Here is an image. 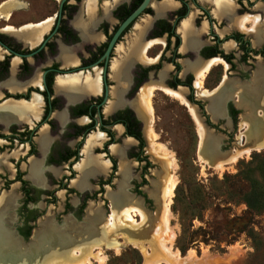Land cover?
<instances>
[{
    "label": "flooded vegetation",
    "instance_id": "flooded-vegetation-1",
    "mask_svg": "<svg viewBox=\"0 0 264 264\" xmlns=\"http://www.w3.org/2000/svg\"><path fill=\"white\" fill-rule=\"evenodd\" d=\"M224 2L0 0V213L15 245L29 247L45 221L67 224L70 249H107L117 234L130 244L151 241L166 176L158 148L148 143L157 137L154 98L170 97L161 88L180 91L187 105L170 98L191 118L188 106L194 109L221 151L217 133L232 138L238 120L264 119V103H256L264 96V0ZM239 18L249 20L244 31ZM208 65L198 89L195 76ZM149 87L151 114L142 104ZM220 98L214 115L210 107ZM96 134L103 140L87 148ZM115 195L123 198L117 212L140 209L144 222L133 215L110 233ZM91 207L96 231L109 236H85Z\"/></svg>",
    "mask_w": 264,
    "mask_h": 264
},
{
    "label": "rangeland",
    "instance_id": "rangeland-1",
    "mask_svg": "<svg viewBox=\"0 0 264 264\" xmlns=\"http://www.w3.org/2000/svg\"><path fill=\"white\" fill-rule=\"evenodd\" d=\"M154 100L157 137L148 143L155 149L163 146L173 154L175 161V166L170 167L169 159L159 158V165H156L166 172L164 186L171 176L176 181L168 206L167 229L164 231L162 220L164 198L156 228L147 244H130L124 234H117V251L107 245L109 250L84 248L85 256L83 254L81 259H60L52 255L53 261L76 264L88 257L91 264H174L161 249L163 245L169 246L170 240L169 248L179 257L177 264H264V148L252 149L248 154L244 151L253 147L256 131L247 130L248 125L244 126L238 120V134L232 138L217 133L224 137L222 155L218 153V137L212 136L218 143V156L235 151L241 153L233 163L226 164L221 170L215 169L204 164L199 157V138L188 111L176 100L159 92ZM256 122L248 120L250 125ZM241 127L246 128L245 137L239 134ZM245 142L251 146L245 147ZM151 160L155 162L152 157ZM89 209L94 210L92 207ZM41 224V229L34 235L52 225L48 221ZM89 226L87 220L82 231L85 232ZM56 229L65 238L73 239L67 231L70 229L67 224ZM108 231L111 233L113 229ZM33 241L29 247L33 244L36 249V240ZM98 252L103 257L101 263L95 262ZM147 256L149 259L145 261Z\"/></svg>",
    "mask_w": 264,
    "mask_h": 264
},
{
    "label": "bare ground",
    "instance_id": "bare-ground-1",
    "mask_svg": "<svg viewBox=\"0 0 264 264\" xmlns=\"http://www.w3.org/2000/svg\"><path fill=\"white\" fill-rule=\"evenodd\" d=\"M215 1L217 3L216 4L217 7H227L228 6V4H226V2H224V0H215ZM10 6H11V4L5 3V5L2 8H3V10H5L7 12V10L9 9ZM242 19H245V18H242ZM237 20H235V21H237ZM248 21L249 20H240V18H239V21H237L238 22V26L244 31V29H245L244 28V24L246 22H248ZM257 22H258L257 19L256 20H254V19L251 20V23L253 24V26L251 28V31L254 32V35H255V38H256L255 39L256 42L259 41V36H258L259 32L257 34V31H258L257 30ZM158 43H160V42H158ZM211 63H213V62H211ZM115 66H116V64H115ZM209 66L210 65L206 66V68H204V70H202V71L199 72L198 76H195V78L197 77L196 78L197 80H195L196 82L194 84H195V86L198 89L201 88L202 79L204 78L205 73L207 72ZM259 79H261L260 76L256 79V81H258ZM151 86H153V85H151ZM256 88H259V87L254 86V90L255 91H256ZM161 89L168 96H170V97H172V98L180 101L184 105H187L185 103V100L183 99L182 94L180 93V91H171V90H168V89H165V88H161ZM152 91H153V89L151 87H149L146 90V93L144 94V96L142 98V101L143 102L141 101L142 104H144L145 107L147 108V110L149 111V114H151V112H152L151 106H150V95H152ZM205 92L202 91L201 94L202 95H205L206 94ZM238 93H236V94H238ZM139 99H140V97H139ZM221 103H222V98L217 99V101H215L211 105L210 109L212 110V112H214V115L215 114H218L221 111L220 110ZM240 103H242V100H240ZM256 103H258V104L264 103V96L261 97V95H258V98L256 99ZM188 108H189V112H190V114H191V116L194 119L195 124H196V131H197V135H198V138H199L198 153H199V157L201 158V160L203 161V163L206 164V165H208L209 163H214L213 164L214 168L215 169H219V170L223 169V167L226 164L233 163L236 160V158L238 157V155L241 154V153H239V152L237 153L235 151V152H233L231 154L228 153L227 155H224V156H220V155L218 156V153H217V145H218L217 140H215L214 138H212V135L211 134L205 133L201 122L199 121L198 117L196 116V114L194 112V109H192L189 106H188ZM256 121L257 122H256L255 125H253V128H254V131H256L258 134L255 133L256 134L255 135L256 136L255 137L256 140L254 141V143L252 145L253 147L244 150L245 151V154H248L250 152V150H252V149L264 148V119H260V120H256ZM242 124H244V126H245V124H247L248 125L247 130H249L250 123H248V120L243 119L242 120ZM152 133L153 132L149 133L150 134V137L151 136L152 137H155V135L152 134ZM216 139H219V138H216ZM102 140H103V135H101V134H96L94 136H91L90 139H89V141H88L87 148H89L91 146H94L96 143H98V142H100ZM158 155L160 156L161 159H169V166L170 167H174L175 166V161H174V158H173V154L170 153V151L168 152L163 146H160L158 148ZM175 185H176V181L171 176L166 181V184H165V186H164V188L162 190V197H163V199L165 198L164 211H163V217H162L163 218L162 219L163 220V225H164V228H165L164 231L167 229L166 227H168L167 226V222H168L167 220L169 219L168 218L169 217L168 206H169L170 198L172 197V194H173V190L175 189L174 188ZM122 199L123 198L120 195H115V196H113L110 199L111 202H112V209H113L112 210V213H113V216L111 214L110 215V218H109V221L107 220L109 222L108 223V226H107V229H110V230L113 229V231L116 230V229H118V228L120 229V227L124 224V221H133V219H132L133 215H137V214L141 217L142 222L145 220V217H144L143 213L140 212L139 211L140 209L138 210L137 208H133V207L132 208L131 207L128 208L127 207L124 210H122L121 213L120 212H117L115 209L120 204V202L122 201ZM96 214L97 213H96L95 210H90L89 211V215H90V218L89 219L91 221V223H90L91 225L84 232L85 236L88 237L89 239L93 238L94 235L97 238L100 237L101 239L104 237V234L106 236H109V234H106L104 232H102L103 234L101 233V235H99V233L96 231V228H95L96 227L95 226L96 224L95 223H96V221H98ZM1 220H2V214L0 213V264H58L57 261H55V262L53 261V259L51 258V257H53L52 255H54V256L57 255V258L59 257L60 259H62V258L63 259H65V258L66 259H71V258L72 259L73 258L81 259L82 255L84 254V250H85L84 248L70 249L71 248L70 245L71 244L73 245V239L67 238V237L65 238L64 235L60 234V232L57 229H55L50 224L40 234L33 235V239L36 240V243H37L36 249L33 247V244L30 247H28V248L18 247L17 245H15V243L11 239V237L8 236V234L4 231V227L2 225ZM140 226L141 225H139V227ZM102 228H104V227H102ZM164 233L165 232H163V234ZM165 235H166V233H165ZM88 238H86V239H88ZM52 243L57 244V249L50 250V245ZM96 244L98 245V243H96ZM106 245L108 247L114 248L116 251L118 250L117 249V246L118 245H117V243H115L114 240L108 242ZM169 246H171V241L170 240H169ZM169 246H164L163 245L161 249H162L163 253L165 254V256L168 259H172V262L174 264L175 263L177 264L179 262V257H178V255L175 252L172 251V249L169 248ZM75 250H76V252H75ZM100 254H101L100 252H98L96 254V256H95V262H98V263L103 262V257H101ZM33 255H35V256L36 255L37 256L40 255L41 256L40 257V260L37 261V262L31 261V259H29V258L31 256H33ZM84 256H85V254H84ZM148 256H150V254H148ZM148 256L146 257V260L145 261H147L149 259ZM62 261H64V260H62ZM158 263L159 262H156L154 264H158ZM76 264H91V261H90V259H88V257H85L81 261L78 260V262ZM167 264H169V263H167Z\"/></svg>",
    "mask_w": 264,
    "mask_h": 264
},
{
    "label": "water",
    "instance_id": "water-1",
    "mask_svg": "<svg viewBox=\"0 0 264 264\" xmlns=\"http://www.w3.org/2000/svg\"><path fill=\"white\" fill-rule=\"evenodd\" d=\"M218 153L220 154V155H222V154H224L222 151H221V149H220V140H219V145H218ZM211 166H213V164L214 163H209ZM208 164V165H209Z\"/></svg>",
    "mask_w": 264,
    "mask_h": 264
},
{
    "label": "crops",
    "instance_id": "crops-1",
    "mask_svg": "<svg viewBox=\"0 0 264 264\" xmlns=\"http://www.w3.org/2000/svg\"><path fill=\"white\" fill-rule=\"evenodd\" d=\"M183 27H184V28H183V30L185 31V29H186V28H185V27H186V25H184Z\"/></svg>",
    "mask_w": 264,
    "mask_h": 264
},
{
    "label": "trees",
    "instance_id": "trees-1",
    "mask_svg": "<svg viewBox=\"0 0 264 264\" xmlns=\"http://www.w3.org/2000/svg\"><path fill=\"white\" fill-rule=\"evenodd\" d=\"M180 249H181V251H183L181 247H180Z\"/></svg>",
    "mask_w": 264,
    "mask_h": 264
}]
</instances>
